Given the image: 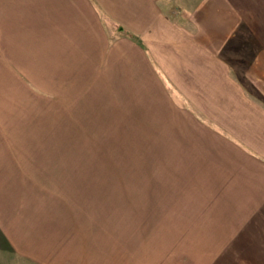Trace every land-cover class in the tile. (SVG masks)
I'll use <instances>...</instances> for the list:
<instances>
[{
    "label": "crops",
    "instance_id": "crops-1",
    "mask_svg": "<svg viewBox=\"0 0 264 264\" xmlns=\"http://www.w3.org/2000/svg\"><path fill=\"white\" fill-rule=\"evenodd\" d=\"M249 9L248 0H0V264L52 259L57 206L36 201L33 175L52 165L57 180L59 165L67 180L79 101L96 102L111 132L129 121L125 131L206 167L228 201L212 219H227L226 206L264 214V42L250 28L264 8ZM28 139L36 157L19 154ZM254 223L264 229L262 217Z\"/></svg>",
    "mask_w": 264,
    "mask_h": 264
},
{
    "label": "rangeland",
    "instance_id": "rangeland-1",
    "mask_svg": "<svg viewBox=\"0 0 264 264\" xmlns=\"http://www.w3.org/2000/svg\"><path fill=\"white\" fill-rule=\"evenodd\" d=\"M248 6L256 12L264 0H248ZM250 28L263 30L264 42V18ZM128 124L122 121L119 132H111L98 120L96 102L74 103L67 180L59 165L57 180L52 165L33 175L36 201L57 206L56 250L50 261L23 264H264V229L253 227L264 214H232L226 206L227 219H212L214 206L228 201L217 196L208 169L191 159L181 164L184 156L162 148L160 138L125 131ZM23 144L19 154L37 156L34 139Z\"/></svg>",
    "mask_w": 264,
    "mask_h": 264
}]
</instances>
